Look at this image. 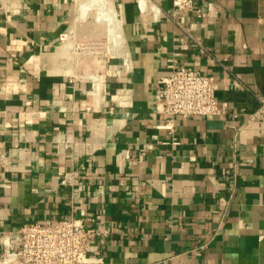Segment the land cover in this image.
I'll list each match as a JSON object with an SVG mask.
<instances>
[{"label": "crops", "instance_id": "0c3cea01", "mask_svg": "<svg viewBox=\"0 0 264 264\" xmlns=\"http://www.w3.org/2000/svg\"><path fill=\"white\" fill-rule=\"evenodd\" d=\"M85 1L0 0V261L22 225L74 215L103 264H264V0H195L190 35L173 0H105L112 57L65 43L100 29ZM173 65L213 75L229 114L164 128Z\"/></svg>", "mask_w": 264, "mask_h": 264}, {"label": "built area", "instance_id": "2783aa9c", "mask_svg": "<svg viewBox=\"0 0 264 264\" xmlns=\"http://www.w3.org/2000/svg\"><path fill=\"white\" fill-rule=\"evenodd\" d=\"M176 11L172 20L189 34L180 14L195 8V0H173ZM197 16L206 19L210 14L196 10ZM190 35V34H189ZM67 39V34L62 40ZM128 68V62L125 61ZM238 88H245L238 83ZM261 105L249 113V122L264 117V98L257 95ZM229 104L216 97L213 75L204 74L184 65L171 66V73L159 79L155 93V109L166 119L164 128L175 130V118L224 116ZM234 116H238L237 113ZM94 222V220H92ZM18 244L5 237L4 253L0 264H103V258L94 254L92 240L100 235L96 226H89L83 218L71 215L53 223L24 224L18 230Z\"/></svg>", "mask_w": 264, "mask_h": 264}, {"label": "rangeland", "instance_id": "374dc122", "mask_svg": "<svg viewBox=\"0 0 264 264\" xmlns=\"http://www.w3.org/2000/svg\"><path fill=\"white\" fill-rule=\"evenodd\" d=\"M88 14H94L96 20H100L98 21V24L100 25L99 31L96 34H84L80 38L76 34H69L70 39L65 42L67 43L66 45H70L69 50L74 53L97 52L100 54H104L106 57L119 55L120 50H116L113 45L114 39L112 38L114 37L116 39V37L112 33V28H110L112 33L111 35L108 32L107 23L103 22L104 20L108 21L112 26V22L110 21L109 16H99L100 11L97 8L90 10ZM96 22L94 24L96 26H99L96 24Z\"/></svg>", "mask_w": 264, "mask_h": 264}, {"label": "bare ground", "instance_id": "6f19581e", "mask_svg": "<svg viewBox=\"0 0 264 264\" xmlns=\"http://www.w3.org/2000/svg\"><path fill=\"white\" fill-rule=\"evenodd\" d=\"M81 4H82L81 5V16L82 17H85L88 11L90 12V10H92L94 8L95 9L97 8L100 11V16H104V15L105 16L106 15L109 16L110 21L112 22V27H114V24H115L114 16L113 15H110L111 13L107 12V9L108 8H107L106 1L105 0H86L85 3H81ZM113 14H114V12H113ZM115 26H116L115 28H112V33L116 37V40L120 41L121 35L119 34V32H117V25L116 24H115Z\"/></svg>", "mask_w": 264, "mask_h": 264}]
</instances>
